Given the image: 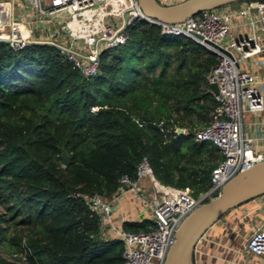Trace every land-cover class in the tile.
<instances>
[{"label": "trees", "instance_id": "obj_1", "mask_svg": "<svg viewBox=\"0 0 264 264\" xmlns=\"http://www.w3.org/2000/svg\"><path fill=\"white\" fill-rule=\"evenodd\" d=\"M128 31L91 77L51 45L0 42V264L25 251L21 264H123L124 240L105 237L101 215L74 194L111 198L143 157L161 183L208 190L222 154L195 131L213 117L207 75L218 56L143 19Z\"/></svg>", "mask_w": 264, "mask_h": 264}, {"label": "built area", "instance_id": "obj_2", "mask_svg": "<svg viewBox=\"0 0 264 264\" xmlns=\"http://www.w3.org/2000/svg\"><path fill=\"white\" fill-rule=\"evenodd\" d=\"M165 4L173 0H159ZM0 38L13 50L29 44H47L71 61L86 77L99 73L100 55L125 44L129 27L143 19L149 23L138 0H0ZM255 12L247 18L251 33L234 37L230 19L233 13L216 8L202 10L181 22L154 23L169 37H188L218 56V63L207 75L208 83H217L213 93L216 105L209 124L196 129L197 142H211L222 160L211 172L208 190L198 197L188 189L161 183L146 157L137 166L136 179L123 175L121 187L139 194L148 182L147 200L152 210V224L140 232L118 230L124 240L123 264H165L182 220L201 202L218 194L223 185L240 171L264 160V77L242 65L264 52V2H254ZM246 113L254 115L246 121ZM161 130L167 126L162 120ZM246 125L255 129L247 133ZM176 130V129H175ZM187 129L184 128V133ZM82 196L90 208L101 215L102 223L114 212V199L100 194ZM245 247L264 258V222L247 237ZM9 259L21 264L25 252Z\"/></svg>", "mask_w": 264, "mask_h": 264}, {"label": "crops", "instance_id": "obj_3", "mask_svg": "<svg viewBox=\"0 0 264 264\" xmlns=\"http://www.w3.org/2000/svg\"><path fill=\"white\" fill-rule=\"evenodd\" d=\"M222 9L233 13L230 24L234 37L240 39L251 33L247 18L255 12L254 1H239L223 6ZM242 67L264 77V52L248 59ZM244 118L250 122L254 119V115L246 113ZM254 129L253 126L245 127L247 133ZM144 184L145 191L139 194L124 188L119 189L109 198L114 199L115 204L111 219L102 223L105 237H118V230L122 229L125 221H143L153 218L146 199L148 182ZM263 222L264 196L230 210L198 242L194 252V264H264V258L261 255L245 247L247 237Z\"/></svg>", "mask_w": 264, "mask_h": 264}, {"label": "water", "instance_id": "obj_4", "mask_svg": "<svg viewBox=\"0 0 264 264\" xmlns=\"http://www.w3.org/2000/svg\"><path fill=\"white\" fill-rule=\"evenodd\" d=\"M138 1L149 21L175 23L202 10L252 0H181L171 4L159 0ZM0 42L9 43L2 38ZM210 88L212 93L219 92L217 83H212ZM176 131L184 133V128L178 127ZM62 161L64 165L70 161L66 152L63 153ZM260 196H264V160L237 173L223 185L218 194L201 202L182 220L177 228L175 241L167 253L165 264H194L195 248L205 233L227 212Z\"/></svg>", "mask_w": 264, "mask_h": 264}, {"label": "bare ground", "instance_id": "obj_5", "mask_svg": "<svg viewBox=\"0 0 264 264\" xmlns=\"http://www.w3.org/2000/svg\"><path fill=\"white\" fill-rule=\"evenodd\" d=\"M5 13H6V9L0 8V15L5 14Z\"/></svg>", "mask_w": 264, "mask_h": 264}, {"label": "rangeland", "instance_id": "obj_6", "mask_svg": "<svg viewBox=\"0 0 264 264\" xmlns=\"http://www.w3.org/2000/svg\"><path fill=\"white\" fill-rule=\"evenodd\" d=\"M179 1H181V0H176V1H173V3H175V2H179ZM207 200V199H206Z\"/></svg>", "mask_w": 264, "mask_h": 264}]
</instances>
